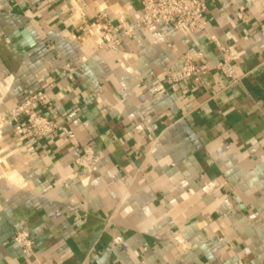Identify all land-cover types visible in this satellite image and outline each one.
Instances as JSON below:
<instances>
[{
	"label": "crops",
	"instance_id": "1",
	"mask_svg": "<svg viewBox=\"0 0 264 264\" xmlns=\"http://www.w3.org/2000/svg\"><path fill=\"white\" fill-rule=\"evenodd\" d=\"M205 3L206 33L110 51L96 16L132 22L141 0H0V118L46 90L58 122L3 129L0 264H264V0ZM186 59L208 71L169 84Z\"/></svg>",
	"mask_w": 264,
	"mask_h": 264
},
{
	"label": "built area",
	"instance_id": "2",
	"mask_svg": "<svg viewBox=\"0 0 264 264\" xmlns=\"http://www.w3.org/2000/svg\"><path fill=\"white\" fill-rule=\"evenodd\" d=\"M142 8L137 18L132 22L119 20L114 25L105 15H97L95 23L100 26L99 47L102 50L118 51L125 39L135 36L138 29H150L153 26L185 29L190 33H206L205 0H141ZM221 59L215 71L231 83L236 82V71L232 64L231 54L227 49L220 48ZM86 59H84L85 61ZM208 71L206 65L194 63L186 59L182 67L172 70L167 75L171 85L197 80ZM48 91H39L29 95L26 100L13 109L8 119L0 118V138L7 125L24 121V134L27 137L41 141L51 136L58 128V122L48 116L37 114L48 100ZM16 244L24 249H30L33 241L26 231H19L14 236Z\"/></svg>",
	"mask_w": 264,
	"mask_h": 264
}]
</instances>
